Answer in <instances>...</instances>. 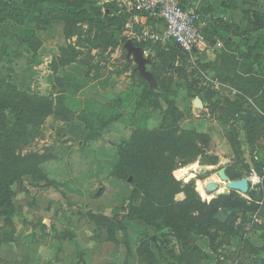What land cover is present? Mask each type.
Here are the masks:
<instances>
[{"label": "rangeland", "instance_id": "rangeland-1", "mask_svg": "<svg viewBox=\"0 0 264 264\" xmlns=\"http://www.w3.org/2000/svg\"><path fill=\"white\" fill-rule=\"evenodd\" d=\"M63 1L72 2L78 13L68 19L65 35L75 41L66 53L59 49L65 41L56 29L33 52L18 43L19 37H10L0 16V101L23 109L20 117L15 109H0V177H5L4 167H17L13 157L39 158L37 171L10 187L19 183L20 188L14 214L0 215V264L262 262L261 256L252 259L255 252L249 246L242 248L243 235L255 246L260 240L255 230L264 228L261 42L230 40L213 52L183 55L170 42L147 45L140 38L143 29L131 26L129 17L125 21L128 15L116 0L109 8L103 0ZM25 5L37 12L53 3L26 0ZM84 11L95 21L103 19L104 11L110 13L107 34L101 25L87 23ZM150 21L146 18L145 24ZM130 31L136 40L127 37ZM128 42L144 52L141 67L125 49ZM30 45L38 46L34 40ZM197 99L202 109L194 108ZM159 129L178 131L182 138L184 132L206 134L211 143L193 163L173 171L181 192L172 203L149 210L168 219L160 217L150 227L124 216L136 207L143 209L142 193L150 191V185L161 180L168 187L170 180L141 169L125 174L126 149L134 151L136 133ZM162 154L166 157L168 151ZM211 157L216 163L205 164ZM228 167L241 169L242 178L248 179L246 195L228 191L217 177ZM207 183L218 191L207 194ZM0 199V212H7L4 193ZM214 209L228 216L225 225L206 223ZM179 220L186 226L176 225ZM112 221L123 226L114 241L97 226ZM198 230L207 235L195 234ZM226 237H231L228 246Z\"/></svg>", "mask_w": 264, "mask_h": 264}, {"label": "trees", "instance_id": "trees-1", "mask_svg": "<svg viewBox=\"0 0 264 264\" xmlns=\"http://www.w3.org/2000/svg\"><path fill=\"white\" fill-rule=\"evenodd\" d=\"M179 1L182 6L186 7L184 4L185 3L184 0H179ZM15 2L16 0H4V2H1L0 16L1 14H3L5 18L4 20L10 19L11 21L16 22V23L27 20L28 22L35 23L37 25H47L49 22L48 19L52 16L54 17V15L58 13L63 18V21L67 26L68 19L78 14V13H75L73 9L74 8L73 3L69 1L64 3L63 0H48L49 3H55L57 6L52 9H49V8L45 9L47 11L45 15L41 14L42 11H37V12L30 11L31 8L28 5H25L26 0H21L19 5H17ZM63 4L67 6L68 9H65ZM106 4L108 8L111 6L112 7L114 6L113 2H108ZM91 5L96 6L95 3H92ZM103 14L105 15L103 16V19H101V21H95V19L88 17V15L86 14V11H84L83 13L87 23L92 22V23H97L98 25H101L102 33L107 34L109 24L111 23V19L113 17L111 16L110 13H103ZM128 17L129 16H126L125 21H127ZM4 20L2 21L4 22ZM250 23H251L253 31L264 29V14L256 13V12L251 13ZM204 35L207 41L208 38L205 32H204ZM111 39H113V37H111ZM173 45L180 51L181 54L186 55L179 49V47L175 43H173ZM65 50L67 49L62 50V52H64ZM66 55H69V54H66ZM262 61L264 64L263 59ZM69 62H71V60ZM253 81L256 82L257 80L254 79ZM13 105L18 106V108H16L15 111L13 112L17 113V117H20L23 111L20 105L9 104L8 106L7 103L0 101L1 111H4L7 107L14 109L12 107ZM97 132L98 131L93 132V135L96 138L98 137ZM177 132L178 131H175V130H171V132H169L167 130L159 129V130H155L152 132L150 131H145L144 133L138 132L133 136L134 138L133 145L135 149L134 151H131L130 148L126 149L128 153H127V158H126L127 163L125 165L126 171L124 173L132 174L133 171H139L141 169L144 172L147 171L149 173H152L153 176H157L160 178H163L165 176L164 178L166 180L167 179L170 180V185L168 184V187H165L164 185L165 183L161 180L159 181V185L161 187H159L157 183L153 185L154 187L150 185V191H146L145 193H142L143 194L142 202L145 203V205L143 206V209H140L137 207L134 208L132 212H129L124 216L126 220L128 221L141 220L144 224L150 227H155L156 226L155 221H158L160 217L164 218L165 220H168L161 214L158 217H154L152 213L149 214V210L156 211L157 208L163 207L167 205L168 203H172L173 196L181 192V191L178 192V189H179L178 187L180 183L175 181L172 177L173 171H175L176 169L180 167H184L187 164L193 163L196 160V158L199 156L200 149L207 147V144L211 143L210 137L206 134H198L194 132H184L182 134L184 138H182L181 136L177 134ZM201 142H203L204 144ZM198 143H200V145H198ZM230 144L233 149L236 148L235 146H233V143H230ZM162 150H165V151L167 150L168 156L163 157ZM253 159H255V156H253ZM12 161L14 162V164H17V167L13 165H8L7 167H4L5 177H2V178L0 177V181H1L0 192L4 193V195L6 196V200L3 203L4 204L3 206H5L7 209V212H3V213L0 212V215L8 213L7 216H12V214L14 213V209L12 205V198L14 196V193L12 191V188L10 189V187L12 184H14L13 182L23 178L24 176L34 174L37 171L35 164L37 165V161H39V158L33 157V156L32 157H22V158L13 157ZM135 162L138 167L134 166ZM27 163H32L33 165L27 166ZM215 163H216L215 159L211 157L210 160L206 161L205 164L214 165ZM238 170H240L239 171L240 173H238ZM226 175L232 181L242 179L241 169H238L237 167H228V169L226 170ZM190 183H192V181ZM156 190H157V193H156ZM152 191H154L155 194H152ZM193 192L195 195L199 196L194 189H193ZM233 194H237V193L233 192ZM237 198L239 197L237 196ZM2 199H0V204L4 201ZM213 203L215 202H212L211 204ZM211 204L209 206H211ZM218 210L219 209H214V211L212 210L210 214H208V221H206V223L208 222L209 225L218 224L217 222L213 220V216ZM165 224L169 225L170 223L169 221H165ZM178 224H181V226L183 227L186 226V223L181 220H179L176 225ZM97 226L99 228L106 229L107 236H109L110 240H113V241L115 238L114 237L115 233L117 231L122 230L123 228L122 225H118V223H116L115 221H112V223L108 225L104 223L103 225H97ZM189 228H193V226H191L190 224ZM110 229H111V232H109ZM199 230L195 234L200 235V236L207 235V233L206 235L204 234L205 231L203 232ZM181 231L185 232L184 228ZM229 239H231V237L225 238L226 240L225 245L227 246L229 245V241H228ZM243 243H246V242L242 241V246H243L242 248L245 249V246L247 245H244ZM260 252L263 253V258L261 259L262 262H259V264H264V242H263V246L260 249Z\"/></svg>", "mask_w": 264, "mask_h": 264}, {"label": "crops", "instance_id": "crops-1", "mask_svg": "<svg viewBox=\"0 0 264 264\" xmlns=\"http://www.w3.org/2000/svg\"><path fill=\"white\" fill-rule=\"evenodd\" d=\"M1 2H4V0H0V4ZM106 2H115V0H109ZM184 2L187 8L197 11L199 16V24L202 27L203 31L206 33L208 38V40L206 41L205 48L200 47V50L195 53L203 52L205 50H208L206 51V53L213 52L216 49L218 50L220 46L224 48L225 44H230V40L231 42L236 40L237 43H241L243 41L245 43H249L257 39L262 44L261 55L264 60V29L253 31L250 23L251 13L256 12V13L264 14V0H184ZM116 3L119 6V3L117 1ZM56 6L57 5L53 3V5L49 7V9L55 8ZM46 12H47L46 10H43L41 14L45 15ZM106 12L107 11H104L103 13ZM125 13H127V15L129 16L131 26L133 27L137 26L140 28V30L143 29L142 32L140 31L141 34L144 31L157 33L162 31L163 29V26L160 22H156L151 19H150L151 20L150 23L145 24L147 18L145 15L141 16L140 14H133L128 12ZM48 21L49 22L47 25H37L35 23L28 22L27 20L16 23L11 21L10 19H6L4 20V22H2V24L4 23L8 24L9 26L8 28H10L9 30V33L11 35L10 37H14V38L19 37L18 39L20 42L18 41L15 42L24 45L28 49H32L33 52L39 51L42 45L41 40L46 41V39H49V37L52 36V31L54 32L55 29L60 33V35H62L63 41H65V45L60 47L59 49L63 50V49H67L69 46L72 47L74 45L75 40L72 38L68 40V37L65 35L66 24L64 23L63 18L57 13L54 15V17L53 16L50 17ZM55 26L57 27L55 28ZM127 28H129V25ZM129 36L130 39L135 37V35L131 31L128 32L127 34V37ZM136 38L137 37H135V40ZM33 40L38 46L31 47L30 42ZM50 41L51 40H48V43H50ZM130 43L132 44L133 42ZM145 43L147 45L148 44L151 45L150 41H147ZM132 45L136 47L135 44ZM57 57L58 55L54 56V58ZM51 64L52 61H49L46 64V66ZM97 135L98 137H100V132H97ZM18 185L12 188V191L14 193V196L12 198V205L14 207H16V203H15L16 189L20 188ZM94 226H96L95 223ZM255 231L259 233V237H260V240L259 239L257 240L258 243L256 242L255 246L252 245L251 238L248 240V235L242 236V238H244L246 242L243 244L249 246L252 249V251L255 252V255L252 257V259H254L255 257L259 258V256L263 258V254L260 252L259 249H261V247L263 246L262 238L264 237V229L262 230L256 229ZM54 239L57 242L56 240L57 237H55ZM240 254L242 256L243 253Z\"/></svg>", "mask_w": 264, "mask_h": 264}, {"label": "built area", "instance_id": "built-area-1", "mask_svg": "<svg viewBox=\"0 0 264 264\" xmlns=\"http://www.w3.org/2000/svg\"><path fill=\"white\" fill-rule=\"evenodd\" d=\"M125 12L145 15L160 22V32L142 33V40L151 45L158 41L173 42L186 55L193 54L206 46L204 31L199 24L197 11L186 8L179 0H116ZM144 53V52H143Z\"/></svg>", "mask_w": 264, "mask_h": 264}, {"label": "water", "instance_id": "water-1", "mask_svg": "<svg viewBox=\"0 0 264 264\" xmlns=\"http://www.w3.org/2000/svg\"><path fill=\"white\" fill-rule=\"evenodd\" d=\"M99 1V0H94ZM109 1V0H103ZM100 2V1H99ZM125 49L129 54L133 55L134 61L141 67L144 61L143 53L140 48L134 47L130 42L125 44ZM194 108L202 109L203 105L202 102L197 99L193 103ZM14 109L18 108L17 105L12 106ZM217 177L220 179L221 182L226 183V189L230 192L239 193L242 195H246L250 189V183L247 178H242L240 180H230L226 175L225 169H221L217 172ZM206 193L211 194L217 191V186L214 183H207L205 185ZM213 220L220 225H225L228 221V216L222 210H218L215 215L213 216Z\"/></svg>", "mask_w": 264, "mask_h": 264}, {"label": "bare ground", "instance_id": "bare-ground-1", "mask_svg": "<svg viewBox=\"0 0 264 264\" xmlns=\"http://www.w3.org/2000/svg\"><path fill=\"white\" fill-rule=\"evenodd\" d=\"M177 175V174H176ZM180 175V174H179ZM220 180V179H219ZM223 183V182H222ZM225 184V186H226V183H224ZM204 190H205V186H204ZM217 191H218V189H217ZM216 191V192H217ZM205 192H206V190H205ZM223 192V191H222ZM215 193V192H214ZM208 194V193H207Z\"/></svg>", "mask_w": 264, "mask_h": 264}]
</instances>
